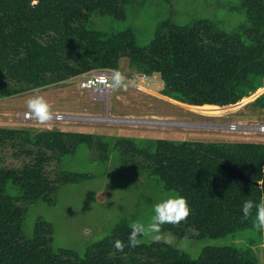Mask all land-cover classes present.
Returning <instances> with one entry per match:
<instances>
[{
	"label": "trees",
	"instance_id": "16d2710c",
	"mask_svg": "<svg viewBox=\"0 0 264 264\" xmlns=\"http://www.w3.org/2000/svg\"><path fill=\"white\" fill-rule=\"evenodd\" d=\"M131 4V0H38L35 4L0 0V99L93 70H118L121 59L137 74H158L162 96L194 108L222 111L263 87L264 0H237L235 10L247 24L233 31L221 30L208 19L186 25L167 19L146 45L138 43L130 28L103 32L89 27L94 14L125 21ZM250 105L264 109V93ZM82 145L93 148L103 164L115 153L127 170L146 174L163 191L184 197L190 208L187 220L163 226L179 239L185 240L188 227L198 235L187 240H217L255 230V211L245 220L241 209L247 200L259 203L264 198V143L138 141L0 127V264H258L253 246L264 240V231L257 230L255 241L205 248L197 258L162 242L128 247L131 223L126 219L81 255L55 249L53 227L42 218L36 220L32 236L26 237L22 224L31 205L55 207L64 186L94 178L62 167L63 159ZM223 165L239 168L248 181L229 179ZM116 240L126 246L124 252L112 255Z\"/></svg>",
	"mask_w": 264,
	"mask_h": 264
},
{
	"label": "rangeland",
	"instance_id": "374dc122",
	"mask_svg": "<svg viewBox=\"0 0 264 264\" xmlns=\"http://www.w3.org/2000/svg\"><path fill=\"white\" fill-rule=\"evenodd\" d=\"M131 1L125 21L94 14L89 27L103 32L130 28L138 43L146 45L153 39L156 27L167 19L179 25L208 19L227 32L247 24L244 15L235 10L237 0ZM118 71L126 77L129 87L127 91L111 90L107 104L104 99H93L90 91L80 89V76L41 88L40 94L49 103L52 112L68 115L64 121L54 120L51 130L112 138L129 137L138 141L264 143V133L253 131L254 125L264 123V109L254 108L249 102L227 106L229 108L224 107L222 111L189 107L174 100L169 102L153 94L161 92L158 74L140 84L134 78L137 73L129 68L126 59L120 60ZM30 95L31 91L0 99V127L32 132L48 130L38 126L34 120L23 118ZM230 124L237 125L235 130H230ZM62 167L72 172L90 173L94 178L64 186L55 207L42 203L31 205L22 224L23 234L31 237L38 218L49 222L54 230L55 249H69L81 255L88 245L103 239L120 220L126 219L131 224L146 223L154 204L177 196L175 192L163 191L156 179L127 170L115 153L110 154L106 164L101 163L95 150L85 145L80 146L74 155L66 156ZM257 236L256 230H244L217 240H182L174 236L176 239L172 246L183 250L191 258H197L205 248L238 247L248 244L249 240L255 241ZM143 241L153 242L150 239ZM263 248V238L261 243L253 246L258 264H264Z\"/></svg>",
	"mask_w": 264,
	"mask_h": 264
},
{
	"label": "clouds",
	"instance_id": "9594fccd",
	"mask_svg": "<svg viewBox=\"0 0 264 264\" xmlns=\"http://www.w3.org/2000/svg\"><path fill=\"white\" fill-rule=\"evenodd\" d=\"M38 0H33V4ZM111 75L107 82V87L112 90L127 91L129 83L126 77L118 70H110ZM41 89L34 87L31 90L30 98L26 102L27 111L25 112V119L34 120L38 126L46 127L48 130L52 128V122L56 117L51 109L49 103L41 95ZM242 218L247 220L253 215L255 211V219L253 221V228L257 231H264V198L259 203L252 200H247L242 205ZM190 215V208L188 202L184 197L173 196L162 200L152 206V214L149 220L145 222H133L130 225V233L128 236L127 246L135 248L141 245L143 239H150L156 243H165L172 245L175 242V237L171 232H164V225L178 226L185 222ZM189 235H198L195 228L188 227L186 229L185 240ZM125 244L123 241L116 240L114 242V255L116 252H124Z\"/></svg>",
	"mask_w": 264,
	"mask_h": 264
},
{
	"label": "built area",
	"instance_id": "2783aa9c",
	"mask_svg": "<svg viewBox=\"0 0 264 264\" xmlns=\"http://www.w3.org/2000/svg\"><path fill=\"white\" fill-rule=\"evenodd\" d=\"M111 75L110 70L106 69H100V70H93L91 72L85 73L83 75H80L79 80V87L82 90L90 91L92 94L93 99H99L100 97H107L111 93V90L107 87L108 79ZM145 75L137 74L134 76L135 80H138L139 83H143L145 78ZM137 84V83H136ZM137 87L141 89V86L137 84ZM264 93V81H263V87L258 89L254 94H252L250 97L244 98L242 101H240V104H246L251 103L254 99H256L258 96ZM239 103V102H238ZM237 104V103H236ZM58 119H55L57 121H64L66 118H68V115L65 113H53ZM23 118L25 119V113H23ZM230 130H235L237 125L230 124L228 125ZM253 131L255 133H264V123H258L253 126Z\"/></svg>",
	"mask_w": 264,
	"mask_h": 264
},
{
	"label": "water",
	"instance_id": "95a60500",
	"mask_svg": "<svg viewBox=\"0 0 264 264\" xmlns=\"http://www.w3.org/2000/svg\"><path fill=\"white\" fill-rule=\"evenodd\" d=\"M173 102H176V101H173ZM176 103L181 104L179 102H176ZM183 105H185V104H183ZM223 169L226 172L228 178L231 180L248 181V179L244 176V174L241 172V170L239 168L232 167L229 165H223ZM255 184H258V183H255Z\"/></svg>",
	"mask_w": 264,
	"mask_h": 264
},
{
	"label": "crops",
	"instance_id": "0c3cea01",
	"mask_svg": "<svg viewBox=\"0 0 264 264\" xmlns=\"http://www.w3.org/2000/svg\"><path fill=\"white\" fill-rule=\"evenodd\" d=\"M153 77V76H152ZM146 79H149V78H151V77H148V76H146L145 77ZM160 85H161V89H162V87H163V85H162V82L160 83ZM153 94L154 95H156V96H158V97H160V98H162V99H165V100H167V101H169V102H172V100L171 99H169V98H167V97H163V96H161L160 95V93L159 92H153ZM99 99H104L105 101H106V104L108 103V97H100ZM59 112V111H58Z\"/></svg>",
	"mask_w": 264,
	"mask_h": 264
}]
</instances>
